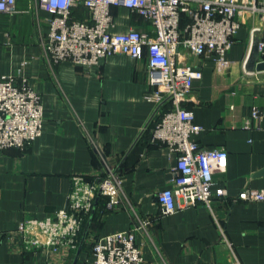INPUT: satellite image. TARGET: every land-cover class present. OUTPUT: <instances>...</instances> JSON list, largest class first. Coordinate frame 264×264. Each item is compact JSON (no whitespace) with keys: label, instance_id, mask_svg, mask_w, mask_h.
Here are the masks:
<instances>
[{"label":"crops","instance_id":"0c3cea01","mask_svg":"<svg viewBox=\"0 0 264 264\" xmlns=\"http://www.w3.org/2000/svg\"><path fill=\"white\" fill-rule=\"evenodd\" d=\"M16 7L13 14L0 12V75L18 84L25 78L40 95L42 133L23 148H0V264H93V242L132 228L138 218L148 222L135 230L141 264H227L233 255L242 264H264V201L230 200L244 187H264V116L243 126L253 107L264 111V72L244 67L254 39L264 40L261 14H236L240 26L225 53L226 67L181 54L182 62L202 70L182 105L204 128L195 136L199 145L227 150L212 190L224 187L228 197L210 204L177 197L176 209L161 215L157 194L170 185L176 155L151 142L153 127L147 132L162 109L145 97L151 91L146 60L112 53L99 66L66 60L50 66L40 46L50 13L35 0H16ZM112 13L113 32L150 31L148 21L129 9L112 7ZM115 168L121 204L101 214L80 250L85 226L68 252L20 250L19 223L66 207L73 174L93 180Z\"/></svg>","mask_w":264,"mask_h":264},{"label":"built area","instance_id":"2783aa9c","mask_svg":"<svg viewBox=\"0 0 264 264\" xmlns=\"http://www.w3.org/2000/svg\"><path fill=\"white\" fill-rule=\"evenodd\" d=\"M35 5L50 13L48 30L40 39L50 66L65 60L79 66H99L112 53L146 60L151 91L145 97L157 107L166 101L171 105L159 113L151 129V142L164 143L176 155L170 185L157 194L161 215L176 209L177 197L186 204H210L214 197L227 198L224 187L212 190L213 173L227 165V150L223 146H200L195 136L204 128L195 122L193 111L182 105L194 81L202 77V70L182 62L181 54L188 52L202 60L212 59L217 67H226L225 53L240 26L236 14L249 10L264 18V0H35ZM112 7H124L142 16L150 24V31L131 27L113 32ZM80 10L83 18L76 15ZM18 11L16 0H0V12ZM182 14L189 18L183 28ZM258 59H264V40L258 42ZM263 116L262 109L253 107L243 126L251 128V121ZM41 133L40 95L25 78L18 84L14 77L0 75V148H23ZM71 182L66 207L49 217H26L19 223L15 232L20 250H73L97 195L105 197V211L121 204V180L116 168L93 180L73 174ZM230 200L264 201V187H244ZM147 223L138 218V224L128 230L98 237L92 246L93 264H141L135 230L145 229ZM227 264L242 263L233 255Z\"/></svg>","mask_w":264,"mask_h":264},{"label":"water","instance_id":"95a60500","mask_svg":"<svg viewBox=\"0 0 264 264\" xmlns=\"http://www.w3.org/2000/svg\"><path fill=\"white\" fill-rule=\"evenodd\" d=\"M258 42H259L258 39H254L250 53L248 55V58L245 61L244 67L247 71H255L257 73H260V72H264V59H258ZM98 198H99V195H97L95 203H97ZM94 208H95V205H94ZM94 208L92 209V212H93ZM90 218L88 219V221L85 225V228L83 230L78 250H80V248H81V246H82V244L86 238V235H87V232H88V229L90 226Z\"/></svg>","mask_w":264,"mask_h":264},{"label":"trees","instance_id":"16d2710c","mask_svg":"<svg viewBox=\"0 0 264 264\" xmlns=\"http://www.w3.org/2000/svg\"><path fill=\"white\" fill-rule=\"evenodd\" d=\"M81 11V10H80ZM83 12V11H82ZM78 12H76V15H77V17H79V18H83L82 16H83V14H82V16H78V14H77ZM189 22V18H188V16L187 15H185V14H182V16H181V23H180V27L181 28H183L187 23ZM170 107V102L169 101H166L165 103H163L161 106H160V108L162 109V111H165V110H167L168 108ZM156 116V115H155ZM154 116V118H153V122H151L150 124H149V128L147 129V132L152 128V127H154V125L156 124V122L158 121V119H159V116H156L155 117ZM102 198V196L98 199V201H97V203L95 204V208H94V210H93V212L91 211L90 213H89V215L86 217V219H85V222H84V226H85V224L87 223V221H88V219L90 218V226H89V228L90 227H92L93 226V224H96V221L99 219V217L101 216V214H103L104 213V204H103V199H101ZM83 226V227H84Z\"/></svg>","mask_w":264,"mask_h":264}]
</instances>
